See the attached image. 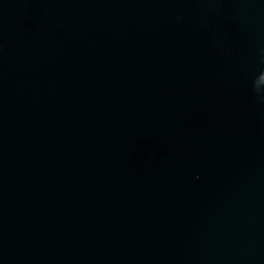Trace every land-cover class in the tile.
Wrapping results in <instances>:
<instances>
[{
    "label": "water",
    "instance_id": "1",
    "mask_svg": "<svg viewBox=\"0 0 264 264\" xmlns=\"http://www.w3.org/2000/svg\"><path fill=\"white\" fill-rule=\"evenodd\" d=\"M0 264H264V0H0Z\"/></svg>",
    "mask_w": 264,
    "mask_h": 264
},
{
    "label": "clouds",
    "instance_id": "2",
    "mask_svg": "<svg viewBox=\"0 0 264 264\" xmlns=\"http://www.w3.org/2000/svg\"><path fill=\"white\" fill-rule=\"evenodd\" d=\"M254 89H255V91L259 94V93H261V91L256 87V84L254 83Z\"/></svg>",
    "mask_w": 264,
    "mask_h": 264
}]
</instances>
